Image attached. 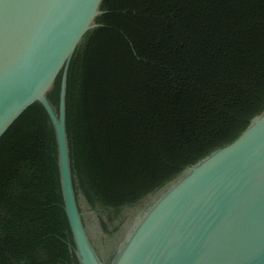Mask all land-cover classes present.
I'll list each match as a JSON object with an SVG mask.
<instances>
[{"label":"trees","instance_id":"obj_1","mask_svg":"<svg viewBox=\"0 0 264 264\" xmlns=\"http://www.w3.org/2000/svg\"><path fill=\"white\" fill-rule=\"evenodd\" d=\"M47 92L64 122L82 226L113 238L131 211L264 112V0H102ZM91 217V218H90ZM135 227V228H136ZM0 264H82L55 127L35 102L0 139Z\"/></svg>","mask_w":264,"mask_h":264},{"label":"water","instance_id":"obj_2","mask_svg":"<svg viewBox=\"0 0 264 264\" xmlns=\"http://www.w3.org/2000/svg\"><path fill=\"white\" fill-rule=\"evenodd\" d=\"M101 3L0 0V139L35 102L42 104L55 127L64 206L82 264L100 262L71 185L63 87L58 116L46 95L97 26ZM153 201L137 227L149 206L131 211L111 239L89 225L95 249L104 256L127 242L115 264H264V112Z\"/></svg>","mask_w":264,"mask_h":264}]
</instances>
